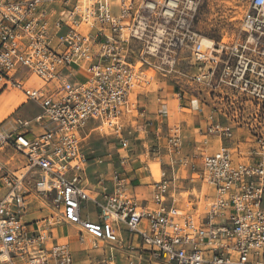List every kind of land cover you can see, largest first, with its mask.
Wrapping results in <instances>:
<instances>
[{
    "label": "built area",
    "instance_id": "obj_1",
    "mask_svg": "<svg viewBox=\"0 0 264 264\" xmlns=\"http://www.w3.org/2000/svg\"><path fill=\"white\" fill-rule=\"evenodd\" d=\"M200 4L0 0V91L19 90L39 106L31 118L0 123V264H75L58 226L90 249L107 246L98 264H115L113 250L130 264H264V0L248 1L235 40L204 44L193 27ZM186 50L193 89L179 87L175 98L179 107L201 100L204 128L191 157L201 158L198 176L213 194L187 196L184 210L174 165L190 162L180 125L167 126L164 145L155 128L152 152L163 148L169 162L142 199L124 167L122 130L128 117H146L136 92L143 68L178 71ZM93 123L118 137L120 166L94 178L90 167L102 159L84 147ZM210 138L219 141L212 152ZM34 204L43 216L31 217Z\"/></svg>",
    "mask_w": 264,
    "mask_h": 264
},
{
    "label": "rangeland",
    "instance_id": "obj_2",
    "mask_svg": "<svg viewBox=\"0 0 264 264\" xmlns=\"http://www.w3.org/2000/svg\"><path fill=\"white\" fill-rule=\"evenodd\" d=\"M249 0H201V4L197 10L196 17L193 22L194 30L197 32L200 38L205 37L213 39L215 41L224 40L232 42L235 40L240 32V19L243 15L244 10L247 8ZM182 58L177 64L176 68L178 71H172L169 74L162 75L158 71L150 70L147 73L148 68H143L144 79L140 82L139 86L136 87V92L139 94V106L146 109L145 116L147 122L151 123L155 120L157 112L161 109L167 111L165 114L169 120L167 125L166 117H163L160 131V145L165 144L164 135L167 133V126L180 125L183 138V149L182 155L187 158L190 165L185 167L175 164L174 167L178 170V178L176 180L177 185L180 186L181 198L180 208L187 210L184 205V200L187 196H200L201 198L211 196L213 194V188L199 177V173L202 170L201 158L191 157L197 150L196 145L200 144V135L198 130L204 128L203 121H199L194 130L189 131L188 125H184L187 120L188 123L191 121V110L185 104L179 107L178 100L175 98V92L178 91L179 87L186 88V91L193 89L189 73H191V67L189 66V52L186 50L182 53ZM39 82L36 78L31 77L28 81V87L35 88ZM3 91L8 92L4 96V101L13 99L14 102H18L20 99H26L23 92L7 88ZM188 97V94H186ZM23 101V100H22ZM189 102V101H188ZM3 104L0 103V110L3 109ZM161 110V111H162ZM39 112V106L32 100L24 102L18 112L9 115L8 119L31 118ZM164 115V116H165ZM146 118V117H145ZM144 117L138 118L137 124L133 123L129 117L124 120V126L122 135L127 137L130 142L129 153L130 155H140L142 157H134L133 162L137 161V164H141L144 168H148L151 173V180L157 179V173L160 168H167L169 162V155L165 153V150L161 148V154L157 157L152 152V146L157 144V135L152 132L155 130L153 124L147 126V132L142 133L138 131V125L144 123ZM5 119L0 120V123ZM181 120V121H180ZM89 133L85 139L84 147L87 152H90L91 156L99 157L102 159L101 164H96L90 167L91 176L94 178L100 173H108L112 169H119V163L117 162V145L118 137L114 134L107 125L98 126V123L89 125ZM199 136V141L194 139L193 133ZM192 135V136H191ZM201 145V144H200ZM210 147L208 151H214L219 148V141L215 138H210ZM151 149L149 156L145 155L146 149ZM202 152V151H200ZM159 158V159H158ZM194 166V170H192ZM155 171V173H154ZM145 172V171H144ZM191 177L194 179L192 180ZM145 179L143 181H147ZM203 206V202L201 203ZM39 205H33L31 217H41L44 215L43 207ZM55 232L60 242H66L69 244L72 256L74 257L75 264H98L103 262L108 256L106 249L105 252H98L94 248H91L87 244L80 243L76 238V232L71 228L56 227ZM87 248V250H84ZM89 251V252H87ZM113 258L115 264H130L125 259V254L119 250H113Z\"/></svg>",
    "mask_w": 264,
    "mask_h": 264
},
{
    "label": "crops",
    "instance_id": "obj_3",
    "mask_svg": "<svg viewBox=\"0 0 264 264\" xmlns=\"http://www.w3.org/2000/svg\"><path fill=\"white\" fill-rule=\"evenodd\" d=\"M6 93H8V92L0 91V103H2L4 105L3 109L0 110V120L7 118L9 115H11L15 112H18L19 109L24 104V102L26 101L24 99H22L23 101L20 99L18 102H14V100L11 99V100H8L7 102H5L3 99H4V96ZM185 104L188 107H190L192 117H191L190 123H188L187 120H184L185 121L184 125H188L187 128L189 129V131H192L197 126V123L202 120V118H201L202 112L200 113V111H199L202 103H201V100H199L198 98H197V100L190 98L189 102L185 101ZM161 110L157 112V115L155 116V120L154 121L152 120V122L150 123V124H153V126L155 128L157 126L161 125L160 122H162L163 117L164 118L166 117L167 125H168L169 120H168L167 116L165 115V114H167V111H164V109L162 111ZM145 119L147 120L149 118L146 116ZM6 125H7V123H6ZM152 132L154 133L155 130H153ZM193 136H194V139L196 141L199 139V136L196 135V132L193 133ZM198 141H197V143H198ZM145 155H146V153H145ZM134 157H142V156H140L138 154L133 155V156L130 155L129 162H128V164L126 163L124 165V167L126 170H128L129 177L132 179V187H133L132 191H133V193L136 194V196L138 198L142 199V198H146L149 195L150 187H149L148 183L151 182V176L152 175L148 171V168L146 169L141 164H137V161L133 162ZM154 173H155V171H154ZM145 179H148V180L143 181Z\"/></svg>",
    "mask_w": 264,
    "mask_h": 264
},
{
    "label": "bare ground",
    "instance_id": "obj_4",
    "mask_svg": "<svg viewBox=\"0 0 264 264\" xmlns=\"http://www.w3.org/2000/svg\"><path fill=\"white\" fill-rule=\"evenodd\" d=\"M209 40H210L209 38H205V37H203V38H202V43H203V44H204V43H207V42H209ZM157 176H158V173H157ZM157 176H156V177H157Z\"/></svg>",
    "mask_w": 264,
    "mask_h": 264
}]
</instances>
